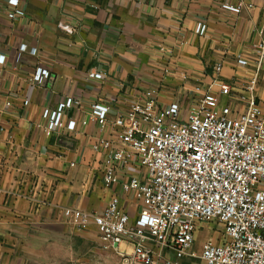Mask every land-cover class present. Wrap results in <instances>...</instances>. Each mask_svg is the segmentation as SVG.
I'll list each match as a JSON object with an SVG mask.
<instances>
[{"label": "crops", "instance_id": "crops-1", "mask_svg": "<svg viewBox=\"0 0 264 264\" xmlns=\"http://www.w3.org/2000/svg\"><path fill=\"white\" fill-rule=\"evenodd\" d=\"M26 18L9 20L7 0H0V264H61L84 253L98 237L95 228L78 231L63 209L101 213L119 187L102 181L104 159L91 150L96 124L70 135L48 136L36 128L45 108L66 97L83 100L86 117L95 102L112 112L159 88L160 101L171 103L177 92L207 86L218 65L221 79L247 82L252 69H240L237 56L254 57L264 29V0H20ZM253 4L240 14L223 8ZM208 25L205 36L199 23ZM78 25L69 34L59 25ZM21 45L36 48V56ZM164 45L170 53L164 55ZM51 72L45 86L32 84L37 65ZM103 70L106 79L89 80ZM258 97L264 102V68ZM30 100L24 106V100ZM11 102V107L7 103ZM135 214L136 204L123 201ZM100 244V243H99ZM196 251V250H195ZM198 252V251H197ZM195 259H184L191 262Z\"/></svg>", "mask_w": 264, "mask_h": 264}, {"label": "built area", "instance_id": "built-area-1", "mask_svg": "<svg viewBox=\"0 0 264 264\" xmlns=\"http://www.w3.org/2000/svg\"><path fill=\"white\" fill-rule=\"evenodd\" d=\"M253 4H224L240 14ZM9 20L26 18L20 0H7ZM72 34L78 25H59ZM208 25L199 23L205 36ZM254 57L237 56L240 69H252L247 82L221 79L222 65L205 88L189 94L179 91L169 104L160 101L159 88H149L142 99L125 110L111 111L92 103L86 117L83 100L66 97L55 108H45L36 128L50 136L70 135L96 124L98 136L91 150L104 159L103 185L119 187L101 213L64 208V219L78 231L95 228L104 251L115 252L124 264H181L200 259L205 264H264V102L258 97L264 68V29ZM162 54L170 52L164 45ZM36 48L21 45L16 61ZM6 56L0 54V65ZM51 72L37 65L32 84L45 86ZM89 80L106 79L103 70ZM30 100H24L27 107ZM11 107V102L7 103ZM0 189V202L4 201ZM136 204L135 214L123 201ZM216 222L221 241L207 240L195 251L202 226Z\"/></svg>", "mask_w": 264, "mask_h": 264}, {"label": "rangeland", "instance_id": "rangeland-1", "mask_svg": "<svg viewBox=\"0 0 264 264\" xmlns=\"http://www.w3.org/2000/svg\"><path fill=\"white\" fill-rule=\"evenodd\" d=\"M71 226V225H70ZM74 228V227H73ZM75 229V228H74ZM76 230V229H75ZM222 227L216 222H212L202 226L201 230L196 235L195 250L200 251L201 245L207 240L221 241ZM82 246L77 249L75 258L62 259L61 264H124L122 258L115 252L104 251L102 246L97 241L92 243L87 252H83ZM48 264V263H45ZM183 264H205L200 259H195L191 262H183Z\"/></svg>", "mask_w": 264, "mask_h": 264}]
</instances>
